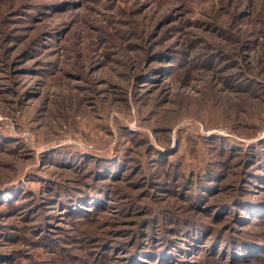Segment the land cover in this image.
Segmentation results:
<instances>
[{
    "label": "rangeland",
    "instance_id": "obj_1",
    "mask_svg": "<svg viewBox=\"0 0 264 264\" xmlns=\"http://www.w3.org/2000/svg\"><path fill=\"white\" fill-rule=\"evenodd\" d=\"M251 154L264 0H0V264H264V248L224 244L250 216L233 229L235 204L209 206L238 181L264 195ZM199 163L217 175L192 205L175 180ZM170 209L224 237L175 260L139 253L179 234L161 224ZM261 219L247 234L264 242Z\"/></svg>",
    "mask_w": 264,
    "mask_h": 264
},
{
    "label": "trees",
    "instance_id": "obj_2",
    "mask_svg": "<svg viewBox=\"0 0 264 264\" xmlns=\"http://www.w3.org/2000/svg\"><path fill=\"white\" fill-rule=\"evenodd\" d=\"M254 156V160H257V164L260 165V168L264 169V157L262 154H251ZM261 158V159H260ZM260 160V163L258 162ZM207 164V163H206ZM200 166V163L196 168H188L186 171L180 175L182 178L179 180L177 178L175 182L181 181L182 184L179 183V186H181V192L183 196L187 197L189 201H194L192 205H196L195 196L198 195V192L201 188L204 190H207V188H210V186L213 185V176L217 175L215 172L214 175H212V172L214 171L213 166H207V165ZM240 171H244L243 169H240ZM255 176L254 173H251V176ZM209 179V181H207ZM260 179H264V173H262V176ZM178 183V182H177ZM178 186V185H177ZM203 186V187H202ZM225 188V187H224ZM251 192L250 190L246 189L239 181L237 182V186H234L233 190L229 192L228 196L223 199H217L214 202L210 203L209 206H219V205H227V204H235L234 210L228 212V226L235 228L236 225H238L240 222L239 220L243 219V217H246L247 215L250 216L249 222H246L241 226V228H236V233H231L235 235H231L227 237V240L225 241V247L227 250H230L233 254L236 255H246V253H262L264 248V242H262L258 237L247 234V231L249 229H252V226H255L259 223L260 219H264V205L258 206L256 203L257 201L264 202V195H258L256 197L246 196V193ZM202 192H200L201 194ZM65 198H62L64 200ZM242 200H245L246 202L243 203ZM192 203V202H191ZM192 208V206H189ZM225 207V206H224ZM163 209V208H161ZM160 211V209H159ZM169 213H158L161 214L164 218L163 222L161 224L163 226L171 225V227L175 228L177 233H179L177 236L172 235L171 233H166L162 235L159 232H153L158 235H153L152 238L145 240L144 244L145 247H140V245H137L134 250L138 249V252H142L143 255L147 257L156 256L157 257H164L166 254H171V259H176L177 255L180 254L183 256L185 253H189L191 250L194 249L196 246V242L202 241L209 243V241H217L219 236L224 237V234L222 231H212L211 234L201 233L203 230L200 227L201 220L198 219V217H194L192 213L185 214L180 212L181 210H169ZM155 211L150 213L146 217L153 216ZM224 214V209H220L216 215L220 216ZM182 216L184 219L180 218ZM258 216V218H256ZM157 218V215L155 217H152L153 220ZM212 218V217H210ZM166 221H169L170 223H166ZM207 223V221H206ZM153 224L151 223L150 227H152ZM206 226V225H205ZM247 227L246 230H244V227ZM152 229V228H151ZM159 234L161 235L162 239L160 240ZM246 242V243H243ZM208 246V245H207ZM209 248H213L216 250V244H211L208 246ZM211 249V250H213ZM198 251V250H196ZM200 251V250H199ZM165 253V254H164ZM193 252H191L192 254ZM212 253V252H211ZM160 254H162L160 256ZM130 263L132 264L133 260L129 259ZM128 263V264H130Z\"/></svg>",
    "mask_w": 264,
    "mask_h": 264
}]
</instances>
